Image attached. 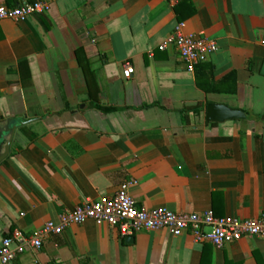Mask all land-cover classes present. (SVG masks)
I'll use <instances>...</instances> for the list:
<instances>
[{"label":"crops","instance_id":"0c3cea01","mask_svg":"<svg viewBox=\"0 0 264 264\" xmlns=\"http://www.w3.org/2000/svg\"><path fill=\"white\" fill-rule=\"evenodd\" d=\"M177 24L217 45L192 70L174 46L158 49ZM208 105L244 118L208 122ZM0 122L26 123L0 162V245L128 180L139 209L259 218L264 0H57L25 22L0 20ZM9 264H264V239L216 249L189 231L122 237L87 220Z\"/></svg>","mask_w":264,"mask_h":264},{"label":"built area","instance_id":"2783aa9c","mask_svg":"<svg viewBox=\"0 0 264 264\" xmlns=\"http://www.w3.org/2000/svg\"><path fill=\"white\" fill-rule=\"evenodd\" d=\"M55 1L34 0L13 8L0 6V20L25 22L31 16L47 13ZM167 45L175 47L188 70L206 62L217 48L216 43L202 33L184 34L183 24H177L158 49L164 50ZM132 74L133 68L126 65L122 76L127 79ZM132 182L128 180L121 183L113 196H103L96 201L80 203L73 209L64 210L57 224L47 222L41 229L27 235L14 230L1 241L0 264H9L27 250H40L50 235H58L68 226L80 225L87 220L116 229L122 237L159 229H165L177 237L189 231L196 242H209L216 249L244 237L264 239V215L255 219H236L216 218L212 211L197 215L175 213L166 208L139 209L128 192Z\"/></svg>","mask_w":264,"mask_h":264},{"label":"water","instance_id":"95a60500","mask_svg":"<svg viewBox=\"0 0 264 264\" xmlns=\"http://www.w3.org/2000/svg\"><path fill=\"white\" fill-rule=\"evenodd\" d=\"M244 114L241 111L231 110L220 105H208L205 110V119L208 122L220 123L227 120L242 119ZM26 123L0 122V162L8 156L9 146L13 140L15 130Z\"/></svg>","mask_w":264,"mask_h":264}]
</instances>
